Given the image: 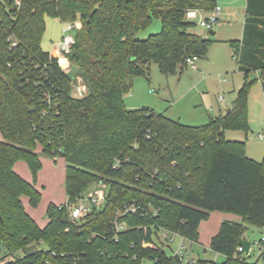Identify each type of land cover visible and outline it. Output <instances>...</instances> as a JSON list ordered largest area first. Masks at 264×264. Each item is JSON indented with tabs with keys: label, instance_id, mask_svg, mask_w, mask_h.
Wrapping results in <instances>:
<instances>
[{
	"label": "trees",
	"instance_id": "trees-1",
	"mask_svg": "<svg viewBox=\"0 0 264 264\" xmlns=\"http://www.w3.org/2000/svg\"><path fill=\"white\" fill-rule=\"evenodd\" d=\"M19 1L0 2V248L13 257L0 264H185L166 252L163 232L198 243L213 212L242 222L223 221L211 240L224 262L195 264H261L237 249L247 225L264 229V159L249 158L245 143L225 133L248 130L255 83L248 75L260 72L264 83V0H246L242 39L230 42L244 84L230 110L202 126L129 109L124 96L135 78L150 76L152 62L174 75L188 68L189 57L207 56L213 40L191 32L197 24L187 13L212 11L215 0ZM46 17L81 23L67 57L88 88L83 98L72 95L73 77L42 48ZM153 18L162 31L140 40ZM42 155L66 160L68 198L48 206L44 228L23 202L37 208L42 201ZM19 161L33 182L16 173ZM98 186L105 202L72 221V207ZM125 205L137 212L125 214ZM33 244L34 255H18Z\"/></svg>",
	"mask_w": 264,
	"mask_h": 264
},
{
	"label": "rangeland",
	"instance_id": "rangeland-1",
	"mask_svg": "<svg viewBox=\"0 0 264 264\" xmlns=\"http://www.w3.org/2000/svg\"><path fill=\"white\" fill-rule=\"evenodd\" d=\"M216 6L222 8L220 21L213 25V31L216 35L213 40L219 42L210 45L207 59L201 58L196 62L198 70L191 66L174 75H164L161 73L157 63L150 64L149 77H137L133 80L131 91L124 96V101L129 109L150 108L154 112L164 114L168 118L179 121L186 125L202 126L210 122L211 119L218 117L231 108L237 98L238 91L242 88L245 80L244 73L237 68L234 60V50L230 45L231 41H239L243 34V16L245 13V3L235 2L233 0H215ZM201 17L209 20L211 11H203ZM200 19L196 20V27L191 32L208 39L210 30L199 25ZM67 24L62 23L57 18L46 17V31L42 40L44 51L54 53L59 42L63 38V29ZM162 21L153 18L148 28L138 35L140 40H145L151 35L162 31ZM72 36L75 30L70 31ZM206 66L200 69L202 64ZM200 70V71H199ZM78 75L74 72L71 76ZM248 79L255 82L248 97V130H227L225 137L228 141H237L245 143L246 155L257 161L264 159V121L258 117L261 102L264 99V83L261 80L260 72H251ZM225 101L221 102L220 98ZM0 140H3L0 134ZM41 149V148H40ZM44 166L37 175L36 184H39L43 197L42 202L37 208L28 207V212L37 217L41 226L45 225L47 220L46 205L49 202L61 204L66 202L67 193L65 190L64 166L63 163L55 164L59 158L41 156ZM51 159V160H49ZM54 160V162H53ZM24 163V162H22ZM29 173V181L33 182V175L30 169L24 163ZM94 190H104L103 187H95ZM88 193V194H89ZM85 196L83 205H89L87 196ZM82 200H78V205ZM221 213L213 212L210 218L204 221L203 231H201L200 242L192 243L185 241V249L182 250L185 264L191 259L209 260L216 263L225 261L223 255L212 251L208 245L210 233L213 234L219 228ZM237 217L234 214L226 213ZM240 219V218H239ZM241 222V219L238 221ZM248 235L252 243L251 251L245 254L249 260H257L264 264V244L257 246L256 243L264 239V229L247 225ZM179 239L175 238L174 243L168 244L166 252L174 254L179 247ZM23 252L18 253L22 255ZM6 250L0 248V259L5 261L13 260V257H5ZM142 264H152L150 260H144Z\"/></svg>",
	"mask_w": 264,
	"mask_h": 264
},
{
	"label": "built area",
	"instance_id": "built-area-1",
	"mask_svg": "<svg viewBox=\"0 0 264 264\" xmlns=\"http://www.w3.org/2000/svg\"><path fill=\"white\" fill-rule=\"evenodd\" d=\"M1 3H5L6 0H0ZM16 7H19L21 5V2L19 0H15ZM203 11L201 10H190L187 13V19L189 21H196L200 19L199 25L203 28H207L211 30L213 28L214 24H217L219 22L220 17V9L218 7L214 8L211 11V17L209 20L204 19L201 17V13ZM78 29L77 22L75 23H68L67 26L63 29V38L61 42H59L58 46L56 47L57 55L54 56L57 58V64L59 67L66 73L70 74L72 73V67L70 66L69 60L67 55L71 52V48L75 43L74 36H72L70 31ZM12 41V39L10 40ZM12 46H16V42H13ZM53 56V55H52ZM198 61L197 56L189 57L186 60V63L188 66H191L195 68L196 62ZM73 77V83H72V95L75 98H83L88 93L87 86L83 83V80L81 77H76L75 75ZM220 101H223V97L220 98ZM85 199V198H84ZM84 199H81L82 202L78 205H74L70 211V217L72 221H77L84 217L87 213L91 212L93 207H100L105 202V191L104 190H94L93 192L89 193L87 196V200L89 201V205L85 206L83 205ZM137 212V208L134 205H125L124 206V213H135ZM124 225H117V230L121 231L124 230ZM164 238L169 239L170 243H174L175 238L179 237L181 239V243L179 244L178 250L174 253L175 255H178L179 257L184 259V255L182 250L185 249L184 242L187 241L184 238L178 236V235H171L168 232H163ZM257 246H260L264 244V239L256 243ZM237 251L239 253H244L245 250L242 246L238 247ZM196 260H189L187 261V264H195Z\"/></svg>",
	"mask_w": 264,
	"mask_h": 264
},
{
	"label": "crops",
	"instance_id": "crops-1",
	"mask_svg": "<svg viewBox=\"0 0 264 264\" xmlns=\"http://www.w3.org/2000/svg\"><path fill=\"white\" fill-rule=\"evenodd\" d=\"M233 3H239V2H243V3H245V11H246V7H247V1L246 0H233L232 1ZM219 9H220V16H221V12H222V8L221 7H218ZM219 21H220V17H219ZM244 22H245V13H244V16H243V29H244ZM77 24H78V28H80L81 27V23L80 22H77ZM213 29V28H212ZM210 30V32H209V38L208 39H211V40H213V37L216 35V33L213 31V30ZM211 32H214V34L212 35L211 34ZM242 36H243V34H242ZM242 39V38H241ZM215 42H219V41H215V40H213V43H215ZM51 55H53V56H56L57 55V51H56V49H55V52L54 53H51ZM208 57L206 56L205 57V59H207ZM196 66V65H195ZM206 65L203 63L201 66H200V69L201 68H203V67H205ZM194 69H196V70H198V68H197V66L194 68ZM200 71V70H199ZM72 72H74V73H76L75 71H73L72 70ZM132 87H133V85H132ZM225 101V99H224V97H223V101H221V102H224ZM230 110V108L229 109H227L226 110V112H228ZM225 112V113H226ZM257 112H258V117L260 118V120L261 121H264V99H263V101L261 102V106H260V108H259V110H257ZM221 114H223V113H221ZM1 134V133H0ZM41 147H38V152H40L42 149H40ZM60 160H56L55 161V164H58L59 162L60 163H63L62 165L64 166V170H65V172H64V180H66V168H67V162H66V160L64 159V158H59ZM49 160H51V159H49ZM52 161V160H51ZM23 161H19V162H17L16 163V165H15V167H14V170L16 171V173H18L22 178H24L26 181H28V182H30L29 181V178H28V176H29V173H28V170L26 169V167L24 166V163H22ZM53 162H54V160H53ZM26 164V163H25ZM42 164H43V166H44V161H43V159H42ZM26 166L28 167V165L26 164ZM29 168V167H28ZM36 187L41 191V193H42V197H43V191H42V189H41V187H40V185L39 184H37L36 185ZM65 190H66V185H65ZM67 200H68V198L66 197V202L65 203H67ZM23 202H24V205H25V208H26V211L28 212V205L30 206V204H29V201H28V199L27 198H24L23 199ZM42 202V201H41ZM51 203H53V204H56V203H54V202H49L47 205H46V211H47V208H48V206L51 204ZM65 203H61V204H65ZM41 204V203H40ZM61 204H56V205H61ZM28 214L38 223V225L41 227V228H44L47 224H48V222H49V219L47 218V220H46V222H45V225L44 226H41V224L39 223V220L37 219V217L33 214V212L32 213H30V212H28ZM220 217H221V219L222 220H220L221 222H220V226H221V224H222V222L223 221H234V222H238L241 218L240 217H234V216H232V215H228V214H226V213H221V215H220ZM210 218V217H209ZM240 218V219H239ZM206 222V221H205ZM241 222H242V219H241ZM205 223H204V221L201 223V225H200V230H199V233H200V235H201V231H203V225H204ZM220 226H219V228H217V230L213 233V234H211L210 233V235H211V237H210V240H209V242H208V245H209V247H210V244H211V240H212V238L218 233V231H219V229H220ZM248 231V230H247ZM250 236L248 235V232H246V234H245V237H244V239H246V240H248V241H250V238H249ZM178 239H179V243H181V239L179 238V237H177ZM199 242H200V238H199ZM251 247H252V245H251ZM250 251H251V248H250ZM225 258V257H224ZM191 260H196V259H191Z\"/></svg>",
	"mask_w": 264,
	"mask_h": 264
},
{
	"label": "water",
	"instance_id": "water-1",
	"mask_svg": "<svg viewBox=\"0 0 264 264\" xmlns=\"http://www.w3.org/2000/svg\"><path fill=\"white\" fill-rule=\"evenodd\" d=\"M211 34L213 35L214 32H211ZM240 245L244 248L246 254H248L250 252V248L252 245V243L250 241H248L246 239H241ZM38 251H39V247L36 244H33V245H30L27 248H25L23 250V254L25 256H32Z\"/></svg>",
	"mask_w": 264,
	"mask_h": 264
}]
</instances>
